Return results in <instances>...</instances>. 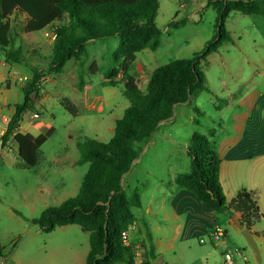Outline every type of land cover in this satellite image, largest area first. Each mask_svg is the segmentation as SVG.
Returning a JSON list of instances; mask_svg holds the SVG:
<instances>
[{
    "label": "rangeland",
    "instance_id": "1",
    "mask_svg": "<svg viewBox=\"0 0 264 264\" xmlns=\"http://www.w3.org/2000/svg\"><path fill=\"white\" fill-rule=\"evenodd\" d=\"M157 2L155 22L161 31L160 46L155 51L146 49L138 53L130 69L143 91L151 71L174 59L190 58L201 51L216 32V11L207 0ZM225 27L232 41L222 44L217 52L201 61L206 79L205 90L193 95L189 102L177 105L171 121L162 123L150 138L136 144L139 160L123 178L128 187L133 180L148 182L165 177L168 167L173 164L180 163L187 172L189 159L180 148L184 144L189 145L193 132L206 135L209 128L216 130L220 118L231 123L233 115L244 117L236 124L240 129L246 120L248 131L244 132V136L249 139L243 145L257 143L264 147V17L231 12L226 17ZM44 33L34 32L33 36L44 40ZM52 44L44 41V57L50 55ZM118 47L117 38L95 40L87 45L88 59L84 70L88 73L90 66L95 64L97 71L93 75L86 73L84 80L90 81L92 91L109 102L108 107H104L102 112H87L78 101L76 105L71 104L75 96H80L74 72L76 62L71 59L61 74H52L51 81L45 84L41 81L44 91L39 98L43 101L38 102L37 108L42 115L37 122L45 121L54 128L52 135L40 146L41 162L34 167H20L17 146L13 147V152L7 151L0 158V248L5 249L9 259L23 264H52V260L56 262L54 264H84L89 249L87 233L76 225L43 233L32 220L45 209L57 207L62 201L76 196L88 168V164L70 166L72 159L78 157L76 143L84 137L108 141L115 121L129 106L123 96L122 83L109 87V91L101 86L102 73L119 64L115 61ZM30 53L35 55V52ZM38 64L41 66L39 69L45 66L41 61ZM43 70L40 73L46 79L49 74L43 73ZM107 115L109 133L100 128L102 118ZM28 124L29 120L24 118L21 133ZM21 139L22 136L17 137V144L26 161L31 159L35 146L24 144ZM219 216L220 230H231L220 222ZM199 238L210 243L208 236L200 233L190 243L198 246ZM239 238L242 245L230 237L233 244L226 249L232 251L238 248L246 255L249 264H257L241 235ZM260 256L261 264H264V257ZM235 259L240 260L239 264H246L237 255H234Z\"/></svg>",
    "mask_w": 264,
    "mask_h": 264
},
{
    "label": "trees",
    "instance_id": "2",
    "mask_svg": "<svg viewBox=\"0 0 264 264\" xmlns=\"http://www.w3.org/2000/svg\"><path fill=\"white\" fill-rule=\"evenodd\" d=\"M216 11L214 37L204 48L190 58L174 59L155 68L148 76L145 90L138 87L130 69L135 56L143 49L155 51L160 46L161 31L156 25L157 0H0V49H5L8 62L23 63L22 51L13 49L14 34L9 17L22 15L25 24L22 33H33L45 28L55 33L50 62L43 73L59 74L67 61L77 62L78 89L84 86L87 44L92 40L117 38V67L103 72L102 85L115 87L123 84V96L129 106L115 121L114 131L106 142L84 137L76 143V165L88 164L77 194L47 208L32 222L43 233L76 225L88 234V252L84 264H132L133 253L125 246L121 234L130 230L136 219L132 208L139 205L136 191L127 192L123 176L139 157L138 142L150 138L160 123L173 117L177 105L205 90V75L201 61L218 48L232 41L225 27L231 12L264 17L261 0H207ZM172 24V22H170ZM56 25V26H54ZM54 27V28H53ZM32 77L22 88L23 99L15 106L1 137V145L19 128L22 114L38 113L35 99L40 90L41 71L31 68ZM90 66L88 75L96 72ZM120 76V78H118ZM52 128L28 141L40 146L51 135ZM215 128L207 134L193 132L186 155L189 170L177 173L174 183L192 193L207 208L229 218L239 216L245 227L251 229L264 214L247 190H240L227 200L219 183L220 160L210 143ZM143 245L146 258H152L151 237ZM148 263V261H147Z\"/></svg>",
    "mask_w": 264,
    "mask_h": 264
},
{
    "label": "crops",
    "instance_id": "3",
    "mask_svg": "<svg viewBox=\"0 0 264 264\" xmlns=\"http://www.w3.org/2000/svg\"><path fill=\"white\" fill-rule=\"evenodd\" d=\"M9 23L14 34L13 49L21 50L22 56L26 61L23 63L8 62L5 59L6 50L0 49V158H2L7 151L13 152V147L17 146V150L19 151L18 156L23 159L24 156L20 153L19 145L17 144V137L22 136L23 140H21L24 144H33L35 147L31 153V159L26 161L20 159L21 162L19 166L24 168L31 167L32 165L34 167L41 162L40 146L43 143L40 146H36L33 142L28 141L25 136L30 135L35 138L39 135L41 130H45V133L52 128V133L54 131L50 123L45 121L37 122L42 115L37 108L38 102H40V100L43 101L39 97L44 91V84L51 81L52 74H49V77L46 78L47 81L43 82L42 89L35 99V108L38 110V113H36L38 117L32 118L33 112L26 111L22 114L18 130L10 136L4 146L1 145V137L15 112V106L21 103L23 99L22 88L28 82L24 81L23 77H27L28 80L31 79V68H35L37 71L47 68L51 59V52L47 58L44 57L43 43L46 41L51 45L52 41L48 37L44 40H40V38L33 36L34 32L22 33L21 28L25 24V17L22 15L12 14L9 17ZM49 30L50 29L45 28L42 31L47 32ZM94 41L95 40H92L88 43ZM144 50L146 49L141 51ZM30 52H35V55L32 56ZM136 58L137 56H135L134 62ZM40 61L45 64L42 69H39L41 66H38ZM62 71L59 74H61ZM74 72L77 77V62ZM76 87L80 96H75L71 104L76 105L78 101L87 112L93 110L102 112L104 107L109 106V102L104 100L101 94L92 91L90 81L84 83L82 90L78 89V81ZM105 88L109 91V87ZM20 93H22V97ZM98 102L100 103L99 105H97ZM24 118L29 120V124L21 133V122ZM172 118L165 122L171 121ZM240 119L242 118L233 115L231 119L232 122L228 123L226 119L222 120V118H220L216 124L214 135L208 137L220 160L219 183L223 195L227 200L232 199L242 189L250 191L260 211L264 214V147H260L257 143L254 145H243V142L247 141L249 138L248 136H244V132L248 131L246 128V120L240 129L236 126L237 122L241 121ZM162 123H160L159 126H161ZM100 128L105 133H109V115L102 118ZM172 144L177 145L178 143ZM180 149L182 153L186 155L185 144ZM21 150H23V148H21ZM77 158L72 159L70 163L71 167L79 166L75 164ZM138 160L139 157L135 160L133 165ZM171 161L174 160L172 159ZM177 164L180 165V163ZM178 165L173 164L168 167L165 177L154 178L148 182L133 180L129 187L124 184L125 181L122 179V183L127 192L136 191L139 195V205L132 208V213L136 221L129 230V237L131 241L140 242L144 246L148 245L147 235L151 237V252L153 257L149 259L146 258L148 264H223V255L225 252L229 251L226 248L230 244H233L232 240L242 245V240L239 238L240 232L233 226L231 222L233 218H229L226 214L216 213L207 208L203 203L198 201L192 193L174 183V177L177 173L186 172L184 167ZM129 171H131V169ZM129 171L123 178L126 177ZM217 215H220V222L226 224L231 230L228 232L221 230L224 236L218 242H213L209 234L214 228L220 227L217 221ZM235 217L239 216L236 215ZM70 226L71 225L61 228L66 229ZM251 231L254 234L259 252L264 257V217L251 228ZM197 233L206 234L210 239V243L207 244L203 238H199L198 246L197 244L192 245L190 241ZM230 237H232V240ZM200 240H203V242H200ZM5 252V249L2 250L0 248V264H23V262L9 259ZM240 252L242 251L240 250ZM241 254L245 257V260H243L241 255L233 253L231 257L232 264H234V262L239 264L240 262L239 259H235L234 261V255H237L246 264H249L246 255L243 253ZM26 263L37 264L35 262ZM51 263L54 264L56 262L52 260Z\"/></svg>",
    "mask_w": 264,
    "mask_h": 264
},
{
    "label": "built area",
    "instance_id": "4",
    "mask_svg": "<svg viewBox=\"0 0 264 264\" xmlns=\"http://www.w3.org/2000/svg\"><path fill=\"white\" fill-rule=\"evenodd\" d=\"M45 36L48 37L51 41H53L55 39V33L51 30L45 32ZM24 81H28L27 77H23ZM41 81H46V79L44 78H40V84L42 85ZM42 89V87L40 86V90ZM39 90V92H40ZM37 114L33 113L32 114V118H37ZM224 236V233L219 229V228H214L210 234L209 237L211 238V240L213 242H218L222 237ZM122 237V241L123 244L125 246H128L131 248L132 253H133V263L132 264H148L146 257L144 255V247L143 244L140 242H133L131 241L130 237H129V232L128 231H124L121 234ZM200 242H203V240H200ZM234 254H239L241 255V257L243 258V260H245V257L242 256L241 252L239 249H234L232 251H227L224 253L223 258V264H232L231 262V257Z\"/></svg>",
    "mask_w": 264,
    "mask_h": 264
},
{
    "label": "water",
    "instance_id": "5",
    "mask_svg": "<svg viewBox=\"0 0 264 264\" xmlns=\"http://www.w3.org/2000/svg\"><path fill=\"white\" fill-rule=\"evenodd\" d=\"M231 222L233 226L239 230L240 235L242 236L247 247L251 251L256 263L261 264V256H260L259 248L255 241V237L251 229L245 227L239 217H234L231 220Z\"/></svg>",
    "mask_w": 264,
    "mask_h": 264
}]
</instances>
